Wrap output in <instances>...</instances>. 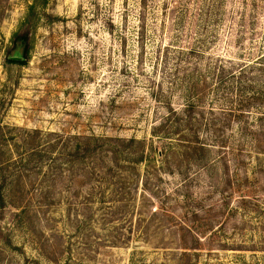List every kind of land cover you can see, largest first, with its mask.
<instances>
[{
    "label": "rangeland",
    "instance_id": "obj_1",
    "mask_svg": "<svg viewBox=\"0 0 264 264\" xmlns=\"http://www.w3.org/2000/svg\"><path fill=\"white\" fill-rule=\"evenodd\" d=\"M0 198V264H264V0H0Z\"/></svg>",
    "mask_w": 264,
    "mask_h": 264
},
{
    "label": "trees",
    "instance_id": "obj_2",
    "mask_svg": "<svg viewBox=\"0 0 264 264\" xmlns=\"http://www.w3.org/2000/svg\"><path fill=\"white\" fill-rule=\"evenodd\" d=\"M15 42L16 43H19L20 46H23L25 47L24 48V55L25 57L27 56L28 54V33H25L23 35H17L15 37ZM13 62V61H12ZM13 63H18V64H21L23 65L24 63H21V62H13ZM196 107H194L193 104L189 105L187 108H186V111L188 114L186 117H184L183 119V123H185L188 128H184L183 130H181V132H179V129H177V133H181V138L178 139V142L182 145H184V147H188V148H196V147H199L201 149H204L205 147H203V144H201L199 142V135L196 131V129L194 128L195 124L192 123L193 120H192V116L191 114L194 112ZM180 126H183V125H180ZM0 201L2 202L1 198H0Z\"/></svg>",
    "mask_w": 264,
    "mask_h": 264
},
{
    "label": "water",
    "instance_id": "obj_3",
    "mask_svg": "<svg viewBox=\"0 0 264 264\" xmlns=\"http://www.w3.org/2000/svg\"><path fill=\"white\" fill-rule=\"evenodd\" d=\"M9 60H11L13 62H21V61H24V58H23L22 54L18 53V54H15V55L9 57Z\"/></svg>",
    "mask_w": 264,
    "mask_h": 264
}]
</instances>
